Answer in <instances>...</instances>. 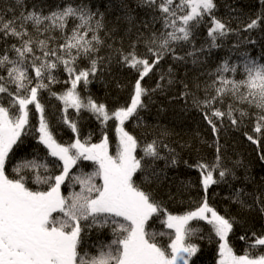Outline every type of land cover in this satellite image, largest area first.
Returning <instances> with one entry per match:
<instances>
[{"label": "snow or ice", "instance_id": "6c2138e0", "mask_svg": "<svg viewBox=\"0 0 264 264\" xmlns=\"http://www.w3.org/2000/svg\"><path fill=\"white\" fill-rule=\"evenodd\" d=\"M205 241L264 264V0H0V264H197Z\"/></svg>", "mask_w": 264, "mask_h": 264}, {"label": "trees", "instance_id": "16d2710c", "mask_svg": "<svg viewBox=\"0 0 264 264\" xmlns=\"http://www.w3.org/2000/svg\"><path fill=\"white\" fill-rule=\"evenodd\" d=\"M248 2H249V0H245V3H248ZM223 12H224V9L221 8V14H223ZM217 52H220V51H217ZM217 52L214 54V56L217 55ZM148 83H152V82L149 81ZM89 87H90V91L95 96V98H97L98 100H100L102 102H107L109 105L112 104L114 98L117 96V93L113 88H106L104 86V84L100 81L94 82ZM109 93H111V94H109ZM119 95L121 97V102H123V97L127 96V92L120 93ZM154 112H155V109L153 108V113ZM148 120H149V122H152L153 116H149ZM128 128L130 131L135 132L138 136L141 133V130L139 128L135 127L133 122H129ZM195 129H196V124L195 123H189L188 127L184 129L182 134L186 133L187 135H190L191 132L195 131ZM177 131H181V129L177 128ZM201 131H204L203 126H201ZM88 132L94 133L93 142H97L99 139L100 130H99V126L95 122H91L85 126L84 134L87 135ZM58 135H59L61 142H64V143L72 142L73 135L70 132V130H68L66 128H62L59 130ZM187 135L185 136V138H187ZM148 139H151V136H149ZM110 140L112 141L113 146H114V143H115L114 135L111 132V130H110ZM229 144L231 145L230 154H234V158L243 159L245 163L252 162V165L254 167V171L256 173L261 172V165L256 161V153L253 151L252 146L249 145V143L246 141V139L240 133L233 134V136L229 138ZM203 155H205V157L210 160L211 159V150L205 148L203 150ZM193 158H195V157H193ZM169 175L175 177L178 180L179 179H186V178L196 179L198 176V173L194 169L189 170V169H186L183 166H181V168L178 170L170 171ZM69 190L70 189H68V188L63 189L64 192H67ZM213 191L215 193H217V195L212 197L211 202L214 203L221 212H224L225 209H231L232 211H235V207L230 204L228 199H226V197L229 195V189L227 186H223V185L220 187L214 186L213 189H210V194ZM181 209H182V206H180V205L169 204V210L170 211L176 212V211H180ZM162 227L163 226L159 222H157L155 225H153V228L157 231L162 230ZM236 231H237V237L239 235L243 234L239 228H237ZM93 239H94V237H93ZM233 245H234L238 254L242 253L244 248L246 247L245 243L236 237L233 238ZM204 254H206V255H204ZM217 258L218 257H217V253L215 251V246L209 245L206 241L203 242L201 244V251H200V253H198V256L196 258V260L198 262L197 264H204L203 262H206V260L208 261V264H216Z\"/></svg>", "mask_w": 264, "mask_h": 264}, {"label": "rangeland", "instance_id": "374dc122", "mask_svg": "<svg viewBox=\"0 0 264 264\" xmlns=\"http://www.w3.org/2000/svg\"><path fill=\"white\" fill-rule=\"evenodd\" d=\"M221 52H222V51L217 52V55H215L214 58H215V59H218L220 56L224 55V52L222 53V55H221ZM83 163H84V165H86V167L84 168V170H85L86 172H90V171H92V167L90 166V162L85 161V162H83ZM75 190H76V191H79V186H77ZM62 191H63V189H62ZM67 192H68V191H67ZM67 192H66V193H67Z\"/></svg>", "mask_w": 264, "mask_h": 264}, {"label": "flooded vegetation", "instance_id": "af4514ba", "mask_svg": "<svg viewBox=\"0 0 264 264\" xmlns=\"http://www.w3.org/2000/svg\"><path fill=\"white\" fill-rule=\"evenodd\" d=\"M64 192V191H63ZM64 194L66 195L67 193L66 192H64ZM93 237H94V239H95V235H93ZM102 239H105V240H107V239H110V237H102ZM204 255H206V254H204ZM205 257V256H204ZM198 263V262H197ZM204 264H208V261L206 260V262H203Z\"/></svg>", "mask_w": 264, "mask_h": 264}, {"label": "bare ground", "instance_id": "6f19581e", "mask_svg": "<svg viewBox=\"0 0 264 264\" xmlns=\"http://www.w3.org/2000/svg\"><path fill=\"white\" fill-rule=\"evenodd\" d=\"M223 51L221 52V55H222Z\"/></svg>", "mask_w": 264, "mask_h": 264}]
</instances>
